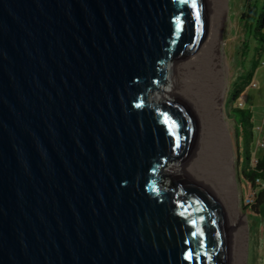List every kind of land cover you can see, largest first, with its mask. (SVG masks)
<instances>
[{
	"label": "water",
	"instance_id": "water-1",
	"mask_svg": "<svg viewBox=\"0 0 264 264\" xmlns=\"http://www.w3.org/2000/svg\"><path fill=\"white\" fill-rule=\"evenodd\" d=\"M208 0H0V264H227L182 166L206 133L166 95Z\"/></svg>",
	"mask_w": 264,
	"mask_h": 264
},
{
	"label": "bare ground",
	"instance_id": "bare-ground-1",
	"mask_svg": "<svg viewBox=\"0 0 264 264\" xmlns=\"http://www.w3.org/2000/svg\"><path fill=\"white\" fill-rule=\"evenodd\" d=\"M208 3L211 8L209 32L196 52L175 64L170 63L172 85L164 92L187 100L202 119L206 133L203 147L182 167V174L189 172L222 208L231 249L227 264H245L247 229L239 208L229 124L223 113L228 66L221 40L228 0H208Z\"/></svg>",
	"mask_w": 264,
	"mask_h": 264
},
{
	"label": "rangeland",
	"instance_id": "rangeland-1",
	"mask_svg": "<svg viewBox=\"0 0 264 264\" xmlns=\"http://www.w3.org/2000/svg\"><path fill=\"white\" fill-rule=\"evenodd\" d=\"M263 2L264 0H228L226 25L223 28L221 40L222 54L228 66V88L223 101V113L229 124L235 157L234 171L239 193V208L247 229L245 264H264V201L260 205L259 213H255L248 208L244 209L254 192L250 184L243 177L244 147L242 128L240 125L237 127V124L233 120L234 112H232L233 108L231 109L228 103V98L233 83L240 75L244 74L246 76L247 72L252 70L253 64L257 62L258 68L255 72L253 83L247 88L242 100L238 103L243 109L250 110L253 115L252 121L255 126L254 163H256L264 148V52L260 55L256 53L255 48L260 44L251 36L250 32L246 31L241 16L248 3L261 7ZM245 39H248L247 46H244ZM177 61L172 60L170 63L175 64ZM171 76L172 69L169 70L170 82ZM173 99H176L175 95ZM237 144H239V149ZM238 156L240 157L239 163ZM188 173L181 175L191 178Z\"/></svg>",
	"mask_w": 264,
	"mask_h": 264
},
{
	"label": "trees",
	"instance_id": "trees-1",
	"mask_svg": "<svg viewBox=\"0 0 264 264\" xmlns=\"http://www.w3.org/2000/svg\"><path fill=\"white\" fill-rule=\"evenodd\" d=\"M241 17L244 21L246 31L250 32L251 36L254 37L260 44L255 48L256 53L260 55L264 52V2L261 7L248 3ZM247 42L248 39H245L244 46H247ZM257 68L258 65L256 62L253 64L252 70L247 72L246 76L243 74L238 77V79L233 83V87L228 98V103L231 106V109L233 108L232 112H234L233 120L237 124V127L240 125L242 128L244 147L243 177L246 182L250 184L254 192L252 201L247 203L244 209H251L255 213L259 212L260 205L264 201V148L261 156L258 157L256 163H254L255 126L252 121L253 115L250 110L243 109L238 105V103L242 100L243 94L247 88L253 83V78ZM239 113L241 114L240 116ZM237 146L239 149V144H237ZM239 162L240 157L238 156V163Z\"/></svg>",
	"mask_w": 264,
	"mask_h": 264
},
{
	"label": "built area",
	"instance_id": "built-area-1",
	"mask_svg": "<svg viewBox=\"0 0 264 264\" xmlns=\"http://www.w3.org/2000/svg\"><path fill=\"white\" fill-rule=\"evenodd\" d=\"M263 146H264V144H263ZM252 197H253V195H252ZM252 197L248 200V203H250L252 201Z\"/></svg>",
	"mask_w": 264,
	"mask_h": 264
},
{
	"label": "crops",
	"instance_id": "crops-1",
	"mask_svg": "<svg viewBox=\"0 0 264 264\" xmlns=\"http://www.w3.org/2000/svg\"><path fill=\"white\" fill-rule=\"evenodd\" d=\"M259 212H260V209H259ZM259 212H258V213H259Z\"/></svg>",
	"mask_w": 264,
	"mask_h": 264
}]
</instances>
